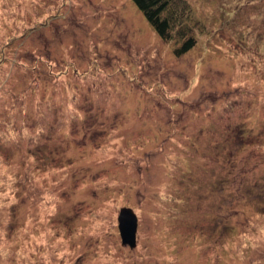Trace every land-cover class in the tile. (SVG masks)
I'll use <instances>...</instances> for the list:
<instances>
[{"label": "rangeland", "instance_id": "374dc122", "mask_svg": "<svg viewBox=\"0 0 264 264\" xmlns=\"http://www.w3.org/2000/svg\"><path fill=\"white\" fill-rule=\"evenodd\" d=\"M185 2L0 0V264H264V0Z\"/></svg>", "mask_w": 264, "mask_h": 264}, {"label": "trees", "instance_id": "16d2710c", "mask_svg": "<svg viewBox=\"0 0 264 264\" xmlns=\"http://www.w3.org/2000/svg\"><path fill=\"white\" fill-rule=\"evenodd\" d=\"M132 1L162 40L174 42V54L180 55L195 46L185 0Z\"/></svg>", "mask_w": 264, "mask_h": 264}, {"label": "water", "instance_id": "95a60500", "mask_svg": "<svg viewBox=\"0 0 264 264\" xmlns=\"http://www.w3.org/2000/svg\"><path fill=\"white\" fill-rule=\"evenodd\" d=\"M137 216L130 207H121L119 209L118 229L121 238V244L130 248L136 245Z\"/></svg>", "mask_w": 264, "mask_h": 264}]
</instances>
